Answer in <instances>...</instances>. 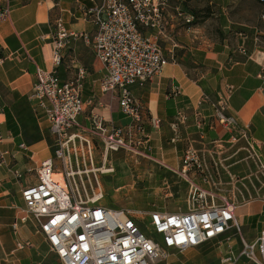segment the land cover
Returning <instances> with one entry per match:
<instances>
[{
    "label": "crops",
    "instance_id": "1",
    "mask_svg": "<svg viewBox=\"0 0 264 264\" xmlns=\"http://www.w3.org/2000/svg\"><path fill=\"white\" fill-rule=\"evenodd\" d=\"M165 1L166 28L160 45L173 62L160 78L130 87L141 114V132L134 136L144 142L139 155L176 174L185 147L197 140L203 146L220 147L240 136L264 163V4L256 0H205L200 5L194 0ZM101 3L0 0V9L9 12L5 20H0V134L4 140L0 149L8 152V166L22 175L17 179L6 166H0V264L59 261L33 221L19 220L24 213L21 190L36 182L28 184L25 172L36 171L51 159L47 123L31 95L36 68L51 69L50 42L58 21L66 31L78 35L63 51L57 76L66 83L83 72L81 97L86 106L78 117L79 131L88 135L91 114L101 116L106 125L132 127L131 118L120 111L116 96L99 91L103 71L87 43L95 26L86 12ZM225 86L233 88L227 112L236 119L235 130L214 122L213 110L201 101L203 95L216 98ZM153 120L159 121L157 127H153ZM147 152L156 158H150ZM192 177L201 188L210 187L203 171ZM234 214L245 241L252 242L264 233V196L257 203L236 207ZM230 244L236 252L242 247L237 237H232ZM225 251L226 244L211 242L192 249L191 258L163 264H220ZM236 264L249 263L239 259Z\"/></svg>",
    "mask_w": 264,
    "mask_h": 264
},
{
    "label": "built area",
    "instance_id": "2",
    "mask_svg": "<svg viewBox=\"0 0 264 264\" xmlns=\"http://www.w3.org/2000/svg\"><path fill=\"white\" fill-rule=\"evenodd\" d=\"M256 1L264 4V0ZM166 4L165 0H102L99 6L86 12L95 26V33L87 43L103 71L99 91L116 96L120 111L131 118L132 127L106 125L101 116L91 114L88 135L79 131L78 117L86 106L81 97L83 72L66 83H61L57 76L63 51L78 35L66 31L61 21L56 23L50 42L51 69L35 70L31 96L47 123L53 158L42 162L35 171V184L22 188L24 213L19 220L33 221L61 264H158L167 259L169 251L184 252L211 242L218 246L226 244L220 264H236L239 259L264 264V233L252 242L245 241L234 214L235 206L187 178L190 172L204 170L191 147L182 157L180 170L189 183L184 212H150L143 219L141 212L135 210L97 205L101 195L84 199V194L71 185L74 176L82 173L79 167L86 166L88 160L92 165L94 140L101 143L104 154L119 150L137 154L143 146L142 137H134L135 132H141L142 122L140 107L130 87L160 78L168 63L173 62L160 45L166 28ZM8 13L7 9H0V20H5ZM232 91V87L225 86L216 98L209 95L201 98L213 110V121L226 130L237 128L235 117L227 112ZM158 124V120L152 121L153 127ZM172 129L176 132L177 127ZM3 142L0 134V148ZM7 155V151L0 149V166H6L17 179L22 178L19 171L8 166ZM57 163L62 164L64 186L53 178ZM258 163L264 170V163ZM205 183L209 181L206 179ZM232 237H237L242 246L239 252L230 244Z\"/></svg>",
    "mask_w": 264,
    "mask_h": 264
},
{
    "label": "rangeland",
    "instance_id": "3",
    "mask_svg": "<svg viewBox=\"0 0 264 264\" xmlns=\"http://www.w3.org/2000/svg\"><path fill=\"white\" fill-rule=\"evenodd\" d=\"M193 2L200 5L205 0ZM46 137L49 140L48 156L53 158L52 139L49 133H46ZM247 142L246 138L239 136L232 142L220 144V147L214 144L203 146L200 140L190 145L202 164L205 180L209 181L210 187L204 190L215 193L217 198H226L235 208L257 203L264 196V170ZM187 149L188 146L184 148V153ZM147 155L156 158L149 152ZM91 159L92 165L88 160L86 166L79 167L81 175H75L71 181L72 187L84 194V199H94L101 195L97 205L135 210L141 212L140 217L143 219L150 212L175 214L186 210L189 183L180 175L181 165L175 174L160 168L159 164L139 153L119 150L104 154L102 145L97 140L93 141ZM61 165L55 164L54 172H62ZM102 168L111 172L101 173ZM193 174L198 173L190 172L187 178L193 179ZM25 176L29 180L28 184L37 179L35 171L25 172ZM191 250L170 251L167 259L158 264L181 257L191 258Z\"/></svg>",
    "mask_w": 264,
    "mask_h": 264
},
{
    "label": "bare ground",
    "instance_id": "4",
    "mask_svg": "<svg viewBox=\"0 0 264 264\" xmlns=\"http://www.w3.org/2000/svg\"><path fill=\"white\" fill-rule=\"evenodd\" d=\"M100 171H101V173H108V172H111V170H108V169H100ZM55 172H53V178H54V180H56V182H58V183H60L62 186H64L65 184H66V182H65V179L63 178V176H62V174L60 173V175H55L54 174ZM61 180V181H60ZM99 197V196H98ZM97 198V197H96ZM101 198H102V196H101Z\"/></svg>",
    "mask_w": 264,
    "mask_h": 264
},
{
    "label": "trees",
    "instance_id": "5",
    "mask_svg": "<svg viewBox=\"0 0 264 264\" xmlns=\"http://www.w3.org/2000/svg\"><path fill=\"white\" fill-rule=\"evenodd\" d=\"M0 57H1V53H0Z\"/></svg>",
    "mask_w": 264,
    "mask_h": 264
}]
</instances>
